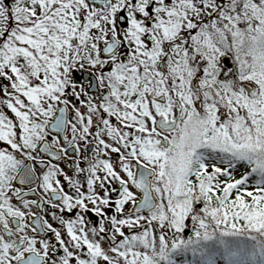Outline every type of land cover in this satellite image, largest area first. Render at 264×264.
<instances>
[{
    "label": "snow or ice",
    "instance_id": "6c2138e0",
    "mask_svg": "<svg viewBox=\"0 0 264 264\" xmlns=\"http://www.w3.org/2000/svg\"><path fill=\"white\" fill-rule=\"evenodd\" d=\"M0 264H264V0H0Z\"/></svg>",
    "mask_w": 264,
    "mask_h": 264
}]
</instances>
